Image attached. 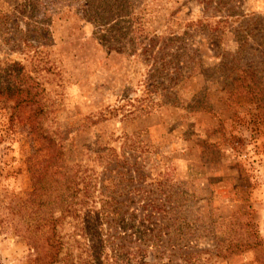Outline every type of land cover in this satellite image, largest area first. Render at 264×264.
<instances>
[{
  "label": "rangeland",
  "instance_id": "374dc122",
  "mask_svg": "<svg viewBox=\"0 0 264 264\" xmlns=\"http://www.w3.org/2000/svg\"><path fill=\"white\" fill-rule=\"evenodd\" d=\"M113 1L0 0V91L14 87L12 96L0 92V264H30L15 224L30 190V159L47 156L32 127L62 147L64 165L77 174L99 172L91 162L97 147L134 153L177 194L189 238H260L259 247L215 264H264V57L250 46L236 50L234 37L247 19L264 25V0H116L134 18V42L158 37L155 61L138 56L137 43L125 39L114 52L99 40ZM173 53L179 64L191 60L180 64L175 85L159 77L173 70L163 63ZM229 58L255 70L261 108L239 88L227 93L233 73L226 77L219 63ZM20 74L34 90L16 113L25 98L14 94ZM73 223L66 216L57 228L72 261Z\"/></svg>",
  "mask_w": 264,
  "mask_h": 264
},
{
  "label": "trees",
  "instance_id": "16d2710c",
  "mask_svg": "<svg viewBox=\"0 0 264 264\" xmlns=\"http://www.w3.org/2000/svg\"><path fill=\"white\" fill-rule=\"evenodd\" d=\"M115 2L114 9L109 10L108 19L103 22L104 34L99 36V40L108 49L122 52V41H135L133 31L128 36L134 18H131L130 11H126V2ZM113 16L115 18L111 19ZM255 22L257 18L247 19L242 29L234 34L236 50L250 46V50H261L264 57V25ZM217 37L216 34H206L208 40ZM157 40L156 36L147 38L139 34L134 42L141 45L138 56L145 53L155 61L158 57H154L150 50ZM164 40L170 43L177 40L178 45L184 48L190 46L183 44L182 37H167ZM110 42L116 46H111ZM254 44L256 49L251 47ZM181 57L176 53L170 54L169 60L163 63L167 65L171 62L173 70L165 71L159 77L163 80L166 77L175 85L180 64L191 61L185 56L184 62L179 64ZM234 60L229 58L227 63H219L227 71L230 70L226 77L233 73L227 93L233 94L239 88L255 101L256 108H261L263 105L258 95L262 90L252 86L254 81L251 77L255 70L249 64L245 69L239 61L232 63ZM28 79L24 74L19 75L22 82L15 88L18 92L14 94L24 93L25 98L13 106L16 113L26 99V102L33 99L30 90L34 88L27 83ZM13 88L5 87L0 92L12 96ZM30 130L47 151L46 158L42 160L30 159L27 166L30 190L16 208L18 222L15 225L26 238L31 252L30 264H215L218 259L260 246V238H248L247 242H242L240 238H189L193 230H189L182 204L173 200L177 194L165 192L162 181L152 177L149 167L134 153L117 152L114 147H97L92 150L91 162L99 167V172L85 174L84 170L77 174L78 170L70 172V168L64 165L60 145H56L44 131L39 132L33 127ZM172 202L174 205H170ZM56 212L58 216H55ZM66 216L72 219L76 230L73 238L76 249L74 261L67 239L64 240L57 232L59 220Z\"/></svg>",
  "mask_w": 264,
  "mask_h": 264
}]
</instances>
